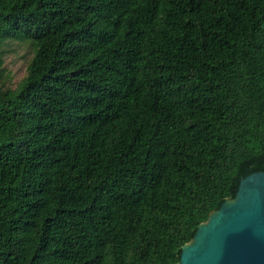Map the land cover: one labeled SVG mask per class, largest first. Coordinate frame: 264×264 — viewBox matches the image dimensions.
Masks as SVG:
<instances>
[{
  "label": "trees",
  "instance_id": "obj_1",
  "mask_svg": "<svg viewBox=\"0 0 264 264\" xmlns=\"http://www.w3.org/2000/svg\"><path fill=\"white\" fill-rule=\"evenodd\" d=\"M259 171L264 0H0V264H177Z\"/></svg>",
  "mask_w": 264,
  "mask_h": 264
},
{
  "label": "water",
  "instance_id": "obj_2",
  "mask_svg": "<svg viewBox=\"0 0 264 264\" xmlns=\"http://www.w3.org/2000/svg\"><path fill=\"white\" fill-rule=\"evenodd\" d=\"M177 264H264V171L242 178L235 198L199 225Z\"/></svg>",
  "mask_w": 264,
  "mask_h": 264
},
{
  "label": "rangeland",
  "instance_id": "obj_3",
  "mask_svg": "<svg viewBox=\"0 0 264 264\" xmlns=\"http://www.w3.org/2000/svg\"><path fill=\"white\" fill-rule=\"evenodd\" d=\"M3 50V82L12 90L19 87L27 75V67L33 56L32 47L25 43L9 41Z\"/></svg>",
  "mask_w": 264,
  "mask_h": 264
}]
</instances>
